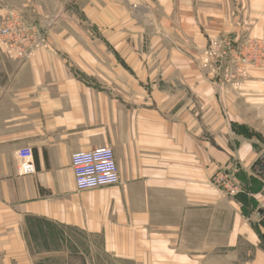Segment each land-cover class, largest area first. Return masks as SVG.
I'll use <instances>...</instances> for the list:
<instances>
[{"label": "crops", "instance_id": "0c3cea01", "mask_svg": "<svg viewBox=\"0 0 264 264\" xmlns=\"http://www.w3.org/2000/svg\"><path fill=\"white\" fill-rule=\"evenodd\" d=\"M5 8L57 21L32 58L0 55V264H36L29 225L97 242L119 264H250V226L264 232V123L250 121L264 113V70L207 69L199 55L223 36L264 41V0H0V16ZM96 148L113 151L119 184L78 192L71 156ZM219 171L242 202L211 187Z\"/></svg>", "mask_w": 264, "mask_h": 264}, {"label": "built area", "instance_id": "2783aa9c", "mask_svg": "<svg viewBox=\"0 0 264 264\" xmlns=\"http://www.w3.org/2000/svg\"><path fill=\"white\" fill-rule=\"evenodd\" d=\"M1 17L0 48L11 59L24 62L32 58L37 50L46 46L40 32L37 33L36 28L27 26L18 11L5 8ZM232 44V40L228 37L210 42L202 55L203 68H207L211 62L221 67L228 62L264 69V41L245 39L234 47ZM17 156L24 162L21 166L22 173L25 175L32 173L33 166L30 163L32 151L23 149L17 152ZM70 167L74 186L78 192L119 184L118 170L110 148L74 153L70 159ZM228 193L232 196L237 195L239 193L237 186L229 189Z\"/></svg>", "mask_w": 264, "mask_h": 264}, {"label": "rangeland", "instance_id": "374dc122", "mask_svg": "<svg viewBox=\"0 0 264 264\" xmlns=\"http://www.w3.org/2000/svg\"><path fill=\"white\" fill-rule=\"evenodd\" d=\"M11 9V8H9ZM25 21L27 26H32L36 28V32L39 33L43 38V42H48L51 39V28L57 21L56 18H47L43 19L42 21H34L28 17H22ZM2 17L0 16V22ZM60 22L63 18H57ZM36 33V34H37ZM32 34V33H31ZM39 35V34H38ZM84 35L86 38L89 36H93L92 33H80L79 36ZM226 37V36H223ZM38 39V36H37ZM210 43V42H209ZM208 46V45H207ZM207 46L200 52L199 55V62L201 64L203 52L206 50ZM235 46V43L232 44ZM2 54V55H1ZM0 55L4 56L9 60L11 59L1 48H0ZM229 56V55H228ZM1 59V57H0ZM1 61V60H0ZM17 61V60H16ZM228 61V60H227ZM236 65H240L239 63L230 64L225 62L223 67H233ZM202 66V64H201ZM215 66V62H211L210 65L207 66V69L210 67ZM203 67V66H202ZM249 67V66H247ZM252 68V67H251ZM264 70V69H261ZM260 118L256 123L260 124L261 122L264 123V113H259L252 115L250 121L254 122L257 118ZM261 130H264V126ZM211 187L215 189L218 196L221 199H231L235 198L236 195L232 196L228 193V190L232 187L237 186V190L240 194L243 189L240 184H236L234 180L228 179L227 176L222 174V172H218L211 178ZM252 224V223H251ZM251 229L257 234L259 239V243L257 241H251L249 243V263L250 264H262V261H258L259 252H264V243L260 239V236L257 232L258 226L251 225ZM29 230L27 231V244L29 251L32 255V258L35 260L36 264H119L116 261H113L111 258L98 256V248L96 246L97 242L93 244L89 241H82L74 239L75 236H71L70 241L61 240L58 233H51L49 228L46 229L42 227H34L29 225ZM261 234V233H260ZM63 238V237H62ZM81 254H84L81 256ZM239 259V258H238ZM245 259V255H244ZM239 264V263H238Z\"/></svg>", "mask_w": 264, "mask_h": 264}, {"label": "trees", "instance_id": "16d2710c", "mask_svg": "<svg viewBox=\"0 0 264 264\" xmlns=\"http://www.w3.org/2000/svg\"><path fill=\"white\" fill-rule=\"evenodd\" d=\"M242 195H240V194H237L236 196H235V200L236 201H238V202H242V198H240ZM259 226L260 227H262L263 229H264V222H260V224H259ZM259 236H260V239L262 240V242L264 243V232L263 233H261V234H259Z\"/></svg>", "mask_w": 264, "mask_h": 264}, {"label": "water", "instance_id": "95a60500", "mask_svg": "<svg viewBox=\"0 0 264 264\" xmlns=\"http://www.w3.org/2000/svg\"><path fill=\"white\" fill-rule=\"evenodd\" d=\"M262 170L264 171V163L262 164ZM263 180H264V175H263Z\"/></svg>", "mask_w": 264, "mask_h": 264}]
</instances>
